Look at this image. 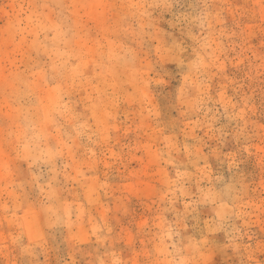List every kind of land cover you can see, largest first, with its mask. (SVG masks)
I'll use <instances>...</instances> for the list:
<instances>
[{"label": "rangeland", "instance_id": "obj_1", "mask_svg": "<svg viewBox=\"0 0 264 264\" xmlns=\"http://www.w3.org/2000/svg\"><path fill=\"white\" fill-rule=\"evenodd\" d=\"M0 264H264V0H0Z\"/></svg>", "mask_w": 264, "mask_h": 264}]
</instances>
